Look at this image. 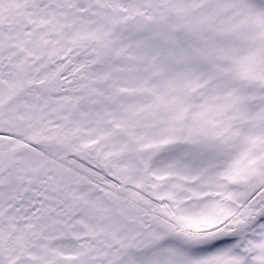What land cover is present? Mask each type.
<instances>
[{
    "label": "snow or ice",
    "instance_id": "6c2138e0",
    "mask_svg": "<svg viewBox=\"0 0 264 264\" xmlns=\"http://www.w3.org/2000/svg\"><path fill=\"white\" fill-rule=\"evenodd\" d=\"M0 264H264V0H0Z\"/></svg>",
    "mask_w": 264,
    "mask_h": 264
}]
</instances>
